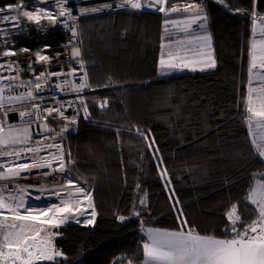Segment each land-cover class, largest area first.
I'll list each match as a JSON object with an SVG mask.
<instances>
[{"label":"trees","instance_id":"trees-1","mask_svg":"<svg viewBox=\"0 0 264 264\" xmlns=\"http://www.w3.org/2000/svg\"><path fill=\"white\" fill-rule=\"evenodd\" d=\"M184 2L191 0H171V6ZM14 3L0 0V7ZM191 3L209 17L216 69L160 75L164 21L181 14L124 10L81 20L91 93L80 99L77 122L62 136L57 133L66 120L57 119L48 125L53 131L32 133L30 141L63 144L73 178L94 191L97 216L92 225L53 227L66 258L45 264H142L147 227L180 228L161 169L168 171L184 219L199 234L229 238L225 214L234 203L245 222L254 218L244 197L261 179L264 160L251 144L247 98L252 13L264 16V0ZM105 100L104 110L99 106ZM136 129L150 133L149 139Z\"/></svg>","mask_w":264,"mask_h":264},{"label":"snow or ice","instance_id":"snow-or-ice-1","mask_svg":"<svg viewBox=\"0 0 264 264\" xmlns=\"http://www.w3.org/2000/svg\"><path fill=\"white\" fill-rule=\"evenodd\" d=\"M69 0H52L51 3L48 0H16V3L9 4L4 7H0V21L3 22H15L13 25L20 32H27L28 25L27 20H22L20 17L14 15H6V12H9L12 8H20L21 10H28L35 12V9L43 7L47 11L55 12V15H48L46 17L47 23L41 24V20L38 23H35L38 26L40 31H45L51 25L62 24L68 32L71 33V39L68 41L67 45H63L66 51L70 53V56L73 60H76L79 63L80 71L83 72L82 76L76 77L81 82L79 84H74L73 81L65 79L61 84H57L56 88L61 91L69 90L76 93L82 92L85 88H91L92 85L88 81V74L84 71V60L82 58L81 49L77 46L74 41L79 35V25L77 24L78 17L72 14V9L66 7ZM220 3H223V0H219ZM255 2V0H254ZM157 5H160L157 7ZM167 5L168 7H164ZM105 8H111V4L104 5ZM117 7L126 8L130 7L131 9H141L142 7H156V10L159 12H165L167 15L168 12H178L179 8L171 7V0H154V3L150 4H141L140 0H120V3L117 4ZM225 8H228V5H224ZM103 9H86L81 8L80 15H85L90 12L101 11ZM185 12H190L191 15L183 22L171 21L174 25L181 24L183 27L181 31L185 33L188 32V29L192 24H196L198 21L199 27L202 31H207V21L208 17L204 13V9L200 5L189 4L184 8ZM231 11V9H229ZM244 12L245 10H237ZM255 19H259L264 23V16H257L255 12L252 13ZM72 22L70 25L69 22ZM169 21L166 20V24ZM255 32V28L253 29ZM260 39L257 41L255 36L253 37L251 44V64L249 71L252 72L253 69L257 67L256 60V50L259 47V60L260 68L264 69V27L259 29ZM11 34L10 29H0V36H8ZM197 40L205 42V45L210 48L211 45V36H197ZM8 43H11V40L0 39V47L6 46ZM184 44V41L181 40L177 43V50L175 53H168V60L161 58V74H167L165 68L172 69L180 66L179 61H182L180 55V46ZM51 48L50 45L39 46L37 49H27L22 48L18 51H0V59L3 56H18L22 53L35 54L38 57L39 61H47L50 59L48 55H41V53H46ZM176 60L177 63L172 61ZM208 63L204 65L206 68H215L216 62L209 53ZM37 61H30L28 64V69L33 71L34 80L27 81L22 83L20 87L27 89L26 92L20 93L18 95H10L15 87V84H9L6 88L0 87V110L5 109L6 105L11 106L15 103L29 102L31 109L33 111H21L19 115L23 121L24 117L35 116L36 120L47 121L49 117L53 120L57 116L63 117L64 112L67 110L64 103H60L59 107H45L41 108L39 103H36L37 100H43L44 97L39 96L38 93L42 91L40 81H43L45 85L48 84V81L52 76H71L70 73H61V72H48L47 77L44 73L36 74L33 69V64ZM5 63L9 68H12L13 64L16 65L17 73L20 71L18 62L9 61V62H0V70L5 67ZM187 67V64L183 65ZM46 67V65H45ZM203 70V68L201 69ZM75 72V69H73ZM8 79V77L0 76V80ZM18 79L17 76L11 77V80L15 82ZM34 85V88H33ZM107 86V85H106ZM83 100L81 97H77ZM67 107H72V102H66ZM108 101H104L100 104L101 108L106 107ZM83 111L88 112L87 104H84ZM249 113H252L248 117V124L251 129L252 117H264V111H255L251 106L247 108ZM46 113L47 115H43ZM53 113H56V116H53ZM7 112H4V116L0 117V133H3L4 130V117H6ZM66 123L60 129L58 135L62 136L63 132L68 131V124L74 125L77 120L76 116L65 117ZM27 124H31L34 121H24ZM261 126H264V121L258 122ZM44 131H53V129L48 127V124H44ZM137 133L143 137L145 141L149 139V135L136 129ZM119 135V133H117ZM55 139V137H52ZM31 139L30 129L25 127L23 129H17L15 127H9V134L7 136L0 135V157H16L21 156L22 151L26 152H37L39 148H24L20 150H7L12 145L23 144L26 145ZM155 144L153 139L151 143L148 144V147L151 149ZM251 144L254 146L255 154L264 160V133L256 136L253 133V139ZM57 147L59 150V155H53V162L58 163V167L53 169V171H64L66 168L64 153L59 145H48V147ZM156 157L159 158V149H156ZM68 161L67 163H72L71 153H67ZM163 165V160L160 159V164L158 168ZM41 167H51L50 163L40 162L37 163L33 161L31 165L27 163H17L14 160H8L5 162H0V181L8 180L10 181L13 178L20 177L22 172L30 170V168H41ZM49 175L50 173H44ZM161 178L166 181V187L171 191L169 196L170 200L175 199V204L173 205L174 209L179 213L177 216L178 221L180 222L179 230H161V229H147L145 234L147 240L142 244L143 251V261L142 264H264V172H260L257 175L261 179L254 181L250 185L247 195L244 197V200L247 202V205H251L250 210L254 214V218L250 222H245L243 219V210L238 207V204H232L230 210L226 212V218L228 220V225L225 228V235L229 238H218L213 235H201L194 228H191L188 225V221L184 219V214L181 209H179V200L175 198L174 190H171V181L167 179L168 171L167 169H161L160 172ZM23 178V177H21ZM69 188L74 187L71 179L68 180ZM8 185L0 184V264H37L39 261H55L56 257H62L63 253L55 250L51 245V240L41 237V232L45 229L39 228L36 225H52V227H59L64 224L68 219L73 217V207L69 201L62 200L60 205H51L47 206L44 209L34 210L25 206V192L24 188H17L16 196L9 195L4 196ZM76 192L84 193V189L81 187H76ZM59 196L60 193H54ZM36 199H40L39 196ZM140 204H146V196L144 200L140 201ZM135 208V206H134ZM23 209V212L21 211ZM51 214V215H49ZM83 214V213H81ZM134 215L139 216L140 212H133ZM95 211L91 213V219L84 221L86 224H91L95 219ZM41 217H47V219H41ZM119 219L123 221L125 217L120 216ZM19 222V223H18ZM30 222V223H25ZM77 223L81 221L77 220ZM230 234V236H229ZM129 264H132V261L129 260Z\"/></svg>","mask_w":264,"mask_h":264},{"label":"built area","instance_id":"built-area-1","mask_svg":"<svg viewBox=\"0 0 264 264\" xmlns=\"http://www.w3.org/2000/svg\"><path fill=\"white\" fill-rule=\"evenodd\" d=\"M152 1V2H151ZM150 2H144L143 0H140L141 4H150L154 3V0H151ZM49 3L52 2V0H48ZM120 3V0H69L66 7L72 9V14L74 16L78 17L77 24L79 25L78 31L79 35L74 41V43L77 44V46L80 47L82 58L84 60V71L88 74V65L85 60L84 55V47H83V40H82V33H81V20L85 17L92 16V15H101L105 13H111V12H118V11H124V10H134V11H142L148 10L149 8L153 7H142L141 9H131L130 7L126 8H120L117 7V4ZM111 4V8H105L104 5ZM86 8V9H103L101 11H95L90 12L85 15H80V9ZM42 10V14L47 15H55V12L52 11H45L43 7L38 8ZM37 9H35L36 11ZM20 8H12L9 12H6V15H14L17 17H20L22 20H26L22 15H20ZM261 16V15H257ZM253 21H257L261 23L259 19H255L253 16ZM47 23L46 18L41 19V24ZM15 22H3L0 21V29H10L11 34L8 36H0V39L3 40H11V43H8L4 47H0V51H18L22 48L32 49L35 50L39 46L43 45H50L51 48L46 53H41V55H48L50 57L47 61H39L38 57L35 54L30 53H22L18 56H3L2 59H0V62H9V61H16L18 62L20 71L17 73L16 71V65L13 64L12 68H9L7 66V63H5V67L0 70V76L8 77V79L0 80V87H7L9 84L14 83L15 87L11 93H8L10 95H18L20 93H24L27 91L26 88L20 87L22 83H25L27 81L34 80L33 71L28 69V64L30 61H37L33 64V69L35 70L36 74L44 73L45 77H47L48 72H61V73H70L72 72L71 76L61 75V76H52L51 79L48 81V84L45 85L43 81H40L41 88L43 89L38 93L39 96L44 97V99L37 100L36 103H39L41 105V108L45 107H59L60 103H64L67 110L64 112V116L60 117L57 116L55 120H65V117H72V116H79L80 113V99L77 97H84L87 94L91 93V88H85L82 92L76 93L74 91L64 90L61 91L60 89L56 88L57 84H61L65 79L73 81L74 84H79L81 81L79 79H76L78 76H82L83 72L80 71L79 63L76 60H73L70 56V53L65 50L63 45H67L68 41L72 38L71 33L68 32L67 29L63 27L62 24H56L51 25L48 27L45 31H40L38 29V26L35 23H30L27 21L28 25V31L27 32H20L17 28H15L13 25ZM69 24L71 25L72 22L70 21ZM264 24V23H263ZM46 65V67H45ZM73 69H75V72H73ZM18 79L13 82L11 80V77L17 76ZM88 81H89V75H88ZM34 88V85H33ZM66 102H72V107H67ZM104 101H101L103 103ZM100 103V104H101ZM108 105V104H107ZM107 107V106H106ZM105 108V107H104ZM102 108V109H104ZM33 111L31 109L29 102H23V103H15L14 105L7 106L5 109L0 110V117L4 116V112L6 111L7 114L13 115L17 114L19 117L18 123H25L24 121H34L30 125H37L39 128L37 133L34 135L42 136L46 133V131L41 130V126H44L45 123L49 125V123L53 120L51 117L47 121L44 120H36L35 116L32 117H24L23 121L21 120V117L19 115V112L21 111ZM43 115H47L46 113H43ZM56 113H53V116H56ZM4 125L7 124L5 122V118L3 120ZM13 123V124H18ZM48 145H59L61 146L63 153H64V159L66 168L64 171H53V169H56L58 167L57 162H53V155H59V150L57 147H48ZM39 148L40 150L37 152H26L22 151L21 156L19 158L16 157H0V162H5L8 160H14L17 163H27L31 165L33 161H36L37 163L45 162L50 163L51 167H41V168H30V170H27L25 172L21 173L20 177H16L11 179L10 181H0V184H6L8 185L6 191L12 193L14 196L17 195L16 189L17 188H24L26 189L25 192V206L29 207L34 210H40L44 209L47 206H50L52 202H55L61 199L60 195L57 196L54 194L56 191V188L50 187L51 191H47L44 189H40L41 186L44 184H49L52 182H58V181H66L68 180V177L70 175V169L72 163H67L68 157L65 153L64 146L61 142L58 141H48V140H36L33 142H29L26 145H15L9 147L7 150H20L24 148ZM44 173H50L49 175H45ZM23 177V178H21ZM61 194V193H60ZM39 196L40 199H36V197ZM91 201V198H90ZM82 204L80 207L79 212H83V204L87 203L84 201H81ZM85 210H89V212H84L85 216L83 219L74 218L69 221V223L65 224H81V225H92L95 222V219L93 220L92 224H86L83 223L87 219L91 218V213L94 210L93 207H88ZM23 212V209H21ZM79 212H75L74 214H77ZM73 214V215H74ZM50 215V214H49ZM81 221L80 223H77L76 221ZM64 225V224H63Z\"/></svg>","mask_w":264,"mask_h":264},{"label":"rangeland","instance_id":"rangeland-1","mask_svg":"<svg viewBox=\"0 0 264 264\" xmlns=\"http://www.w3.org/2000/svg\"><path fill=\"white\" fill-rule=\"evenodd\" d=\"M150 2L151 0H143V3L145 2ZM184 1H187V0H184ZM152 2V1H151ZM191 2L193 3H196V0H191ZM191 2H189L190 4H192ZM160 6V5H157V7ZM187 5L185 4L184 2V5L182 4V6H178L176 7L175 5L171 6V7H176V8H179L180 11L178 12H168L167 14L169 15L170 14H181V16L179 17H175V18H171V19H166L167 21H169L167 24H166V20L164 21V25H165V37L167 38L163 43H165L166 41H171L173 40L172 42L177 45V43L181 40L184 41V44L180 46L181 49H184L185 46L187 45H191V44H194V43H199L200 40H197L196 37L197 36H204V35H207V33L210 34V22H209V17H208V21H207V31H202L200 29V27L196 28L197 30H199V32H201L200 34H192L191 32H188L185 33L184 31H181V28L183 27L182 23L181 24H177V25H174L173 23H171V21H177V22H183L185 21L190 15L191 13L190 12H185L184 11V8L186 7ZM164 7H168L167 5H164ZM142 11H157L156 10V7H153L152 8H149L148 10H144L142 9ZM159 12V11H157ZM159 13H165V12H159ZM199 21L197 22V25H199ZM259 25L261 27H264V24L261 22L259 23ZM193 27V26H192ZM195 27V26H194ZM209 31V32H208ZM198 32V31H197ZM212 35V33H211ZM212 37V36H211ZM213 38V37H212ZM251 44H252V40H251ZM214 45V44H213ZM164 48H161V58L163 57V54H164ZM174 48L177 50V47L174 46ZM215 50V48H214ZM251 50V49H250ZM215 55H216V52H215ZM161 58H160V61H161ZM216 62H217V58H216ZM217 65H218V62H217ZM217 68V67H216ZM195 72V71H193ZM160 73V71H159ZM161 75V73H160ZM163 76V75H161ZM100 107V106H99ZM109 107V105H107V107L104 108L107 109ZM101 108V107H100ZM102 109V108H101ZM9 127H15L17 129H23L25 127H28L30 129V133H31V136H32V129H31V125L29 124H24V123H18V124H5V127H4V130H3V133H0V135H4V136H7L9 134ZM31 140V139H30ZM31 142V141H29ZM28 142V143H29ZM17 145H21V144H17ZM12 146H15V145H12ZM11 147V146H10ZM71 179L72 181V184L74 185V187H71L69 188L68 186V180ZM68 180L66 181H58V182H52V183H49V184H44L43 186H41L40 189H44V190H47V191H51L50 190V187L52 186V188H56V191L54 193H61L60 194V197L61 199L55 202H52L50 204L51 205H60L61 204V201L62 200H65V201H69L71 206L73 207V211L75 212H79L80 210V207L82 204L81 201H88V206H86V204H83V208H82V211L83 212H89V210H85L87 209L88 207H93L95 213H96V209H95V206H94V191L91 187H89L88 185H85L83 183H79L78 181H76L73 176H72V173H70L69 177H68ZM76 187H81L83 188L85 191L84 193H78L76 192ZM4 196L7 197L9 195H12L14 196L12 193L10 192H7L5 191L4 193ZM91 198V201L89 200ZM0 211H6V210H0ZM51 215V214H50ZM96 216H97V213L95 215V219H96ZM41 219H47V217H41ZM91 219V218H90ZM89 220V219H87ZM19 223V222H18ZM25 223H30V222H25ZM65 223H69V221H66ZM64 223V224H65ZM84 223V222H83ZM92 224V223H91ZM63 225V224H62ZM37 227L39 228H42V229H45V231H42L41 232V237L43 238H46V239H50L51 240V245L52 247L55 249V250H58L61 252V250L58 248V246L56 245V234L53 232V227L52 225H48L49 229L47 228V225H43V224H39V225H36ZM61 226V225H60ZM52 227V228H50ZM149 228V227H147ZM159 228V227H158ZM171 230H177V229H171ZM144 240H145V236H144ZM61 258H66V256L63 254L62 257H56V259H61ZM49 261H39L37 262V264H45Z\"/></svg>","mask_w":264,"mask_h":264},{"label":"crops","instance_id":"crops-1","mask_svg":"<svg viewBox=\"0 0 264 264\" xmlns=\"http://www.w3.org/2000/svg\"><path fill=\"white\" fill-rule=\"evenodd\" d=\"M193 26V27H192ZM195 26V27H194ZM199 25L192 24L191 27L188 29L189 32L192 34H200L198 28ZM255 28V32L253 29ZM261 26L259 25V22L254 21L253 27H252V40L253 37L257 39V41L261 38L260 37V31L259 29ZM198 31V32H197ZM209 32V31H208ZM207 35H211L207 33ZM171 41H166L165 43L162 44V48H164V54L163 58L165 60H168V53L171 51L173 53L176 52V49L174 48L177 47L173 42ZM213 38L211 37V45L210 48L205 45V42L200 41L199 43H194L191 45L185 46L184 49L180 48V55L183 58L182 61H179L180 66L177 68H172V69H167L165 68V72L167 74H161L163 76L167 75H172L175 73H180V72H185V71H208V70H213L216 69L217 67V62H216V55H215V50H214V45H213ZM251 52V50H250ZM209 53L211 54L212 58L216 62L215 68H206L204 65L208 63V56ZM256 55H257V60H256V65L257 67L253 69L252 72L249 71V82H248V98H247V108L251 106L255 111H264V69L260 68V60H259V47L256 50ZM173 63H177L178 61L173 60ZM187 64V67H184L183 65ZM251 64V55L249 59V68ZM203 68V70H201ZM159 71L161 73V64L159 66ZM252 113L248 112V117L251 116ZM264 121V117H257L253 116L252 117V125H251V136L253 138V133L256 134V136H259L260 134L264 133V126H261L258 122ZM151 229H161V230H171V229H165V228H158V227H149ZM146 228L145 230L149 229ZM202 235V234H201ZM144 236H145V241L147 240V236L144 231ZM218 238H225V237H218Z\"/></svg>","mask_w":264,"mask_h":264},{"label":"clouds","instance_id":"clouds-1","mask_svg":"<svg viewBox=\"0 0 264 264\" xmlns=\"http://www.w3.org/2000/svg\"><path fill=\"white\" fill-rule=\"evenodd\" d=\"M20 15H22L30 23H38L42 18H46L47 14H42V10L37 9L35 12L28 10H21Z\"/></svg>","mask_w":264,"mask_h":264},{"label":"water","instance_id":"water-1","mask_svg":"<svg viewBox=\"0 0 264 264\" xmlns=\"http://www.w3.org/2000/svg\"><path fill=\"white\" fill-rule=\"evenodd\" d=\"M4 118H5V122L7 124H13V123H18L19 122V117H18V115L16 113L13 114V115L7 114L6 117H4ZM31 129H32V133L36 134L39 128L37 127V125H32ZM41 130L44 131V127L43 126H41Z\"/></svg>","mask_w":264,"mask_h":264},{"label":"bare ground","instance_id":"bare-ground-1","mask_svg":"<svg viewBox=\"0 0 264 264\" xmlns=\"http://www.w3.org/2000/svg\"><path fill=\"white\" fill-rule=\"evenodd\" d=\"M89 200H90V199H89ZM85 202L87 203V201H85ZM74 213H75V211H73V214H74ZM81 213H83V214H81ZM73 214H72V215H73ZM84 216H85V213H84V212H79V213L73 215L74 218H79V219H83ZM74 218H70V219H68L67 221H70V220H72V219H74Z\"/></svg>","mask_w":264,"mask_h":264}]
</instances>
